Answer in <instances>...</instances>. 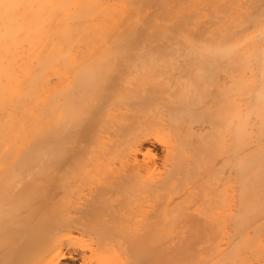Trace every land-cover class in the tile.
<instances>
[{
    "label": "bare ground",
    "instance_id": "obj_1",
    "mask_svg": "<svg viewBox=\"0 0 264 264\" xmlns=\"http://www.w3.org/2000/svg\"><path fill=\"white\" fill-rule=\"evenodd\" d=\"M49 222L91 264H264V0H0V264Z\"/></svg>",
    "mask_w": 264,
    "mask_h": 264
},
{
    "label": "rangeland",
    "instance_id": "obj_2",
    "mask_svg": "<svg viewBox=\"0 0 264 264\" xmlns=\"http://www.w3.org/2000/svg\"><path fill=\"white\" fill-rule=\"evenodd\" d=\"M159 154H160V151H159ZM52 225H53V222H49L48 225H46L47 231L42 230L41 233H39L37 236L34 237V241H32L30 246L28 245L25 248H23L22 249L23 251L20 250L21 252L18 251V254L20 255L17 254V258H19L20 261L22 260L20 263L21 264H37V260H39V258L41 257L44 249L54 245L56 242L58 243L60 242V244L61 242L62 243L64 242L62 244L64 248L63 250L67 255L69 254L71 258L62 261L61 264H91L90 258L92 257L93 249L94 248L96 249L97 239L91 238L93 240L91 241V239H89L90 237H87V236L83 237L79 233H73V235H69V237H67L68 235L67 233H65L67 236L65 235L63 236L64 233L63 232L61 233L59 231L57 232L56 230L52 229ZM65 237L68 240L65 239ZM62 238L64 239V241ZM65 240L67 243L65 242ZM90 248L91 249L93 248L91 252H90ZM138 255L140 257L142 255L144 256L146 255V257L150 258V255L148 254V252L145 254L137 253V256ZM139 256L137 258H140ZM152 258H153V255H152Z\"/></svg>",
    "mask_w": 264,
    "mask_h": 264
}]
</instances>
